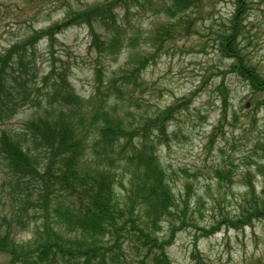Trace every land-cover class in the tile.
Segmentation results:
<instances>
[{
  "label": "rangeland",
  "instance_id": "obj_1",
  "mask_svg": "<svg viewBox=\"0 0 264 264\" xmlns=\"http://www.w3.org/2000/svg\"><path fill=\"white\" fill-rule=\"evenodd\" d=\"M154 2L165 7L170 4V0ZM96 4L110 6L117 17L122 40L119 53L112 54L110 46L104 50L92 44L86 25L74 21L65 27L57 25L66 20L68 13ZM243 6L244 13L238 22L243 30L239 27L241 33L234 45L239 53L246 55L248 64L264 75V0H243ZM157 10L146 0H138L129 8L121 7L117 0H0V57L11 59L9 49L13 44L26 53L23 62L28 69L26 73L22 71L26 74L24 89L31 92L33 102L20 108L11 121L0 124V134L2 130L20 135L34 132L27 123L45 114L46 107H39L38 102L45 104L50 84L59 80V76L70 82L81 98L90 100L91 107L97 104L93 96L99 81L106 86L116 78L118 85H126V89L122 98L109 100V108L116 109L132 124L142 116L155 118V123H148L154 127L146 126L148 132L162 125L158 120L161 110L176 105L167 132L152 133L155 137L161 134L159 160L175 194V207L170 210L175 216L166 215L161 229L151 236L161 240L172 234V227L176 228L172 245L167 249L172 264H264V218L254 219L245 227L238 223L244 220L246 171H253L254 164H264V92L252 91L243 78L232 73L234 59H228L219 48L237 16L236 0H204L200 10L174 19ZM188 20L194 28L186 32L183 27ZM172 24L180 33L172 37L163 34L164 47H160L158 32ZM94 25L101 39L107 42V33ZM50 26L54 32L48 38L34 35L43 34ZM112 31L116 28H110V35ZM31 36L26 46L24 41ZM154 52L155 60L139 77L140 87H135L132 81L127 84L128 73L136 66L132 63ZM52 69L56 71L54 74ZM44 78L49 84L43 83ZM14 101H19L18 95ZM221 115L225 117L217 134L222 133L213 137L211 132L219 125ZM220 148L226 154L220 153ZM223 155L234 164L233 181L216 176L215 169L223 166ZM252 180L256 191L261 192L263 178L255 174ZM11 181L0 156V198L7 201L0 203V221L4 216L12 219L14 212L21 209L8 200L13 193ZM124 184L128 187L127 177ZM118 192L123 197L126 191L118 185ZM183 211H187L184 223L179 220L184 217ZM32 214L30 211V218ZM22 216L26 219L24 211ZM11 222L14 225L11 236L17 242L32 238L33 222L29 227ZM6 229L7 225L0 228ZM136 236L132 234L123 243L125 264H138L146 253L153 256L156 252L150 254L149 248L157 247L151 243L145 247L143 239L137 249ZM7 262L6 256H0V264Z\"/></svg>",
  "mask_w": 264,
  "mask_h": 264
},
{
  "label": "trees",
  "instance_id": "obj_2",
  "mask_svg": "<svg viewBox=\"0 0 264 264\" xmlns=\"http://www.w3.org/2000/svg\"><path fill=\"white\" fill-rule=\"evenodd\" d=\"M137 1L117 0L124 8L137 4ZM146 1L150 7L158 9L157 13H164L171 19L200 10L204 2L170 0L165 7L157 5L154 0ZM237 4V16L226 31L225 43L219 48L228 58L237 59V65L232 70L238 71L257 89L256 92L264 91V75L256 66L246 63L234 45L243 30L238 24L239 16L244 13L243 0H236ZM67 15L63 23L57 24L59 27L67 26L70 21L86 25L92 44L104 50L110 46L112 54L119 53L122 42L118 32L120 27L110 6L96 4ZM94 24L107 33V42L101 39ZM52 27L43 34L35 32L34 35L46 39L54 32ZM110 28H116L111 35ZM183 28L189 32L194 26L188 20ZM162 30L157 36L160 47H164L163 34L172 37L180 33L174 24ZM31 39L32 36L24 41L26 46ZM25 54L13 44L9 49L12 58L4 60L0 57V124L11 121L20 108L33 103L31 92L24 89V76L28 69L23 62ZM156 55L154 52L132 63L136 66L128 73L125 82L131 84L132 81L139 88V77ZM15 65L19 67L18 71ZM55 72L52 69V74ZM32 75L36 76L34 70ZM43 83L47 85L49 81L44 78ZM16 88H19L18 91ZM125 89L126 85L119 86L116 78L106 86L99 81L93 96L97 104L91 107L90 100L81 98L72 84L59 76V80L51 82L45 104L38 102L39 107H46L45 114L27 123V127L30 125L34 132L20 135L2 130L0 156L12 177L9 185L13 193L8 200L21 208L14 212L12 219L4 216L0 221V228L7 225L5 231L0 230V256L8 258L7 264H125L123 243L132 234H137V249H140L142 239L145 247L150 243L157 247L153 249L151 246L149 253L156 252L153 256L146 253L138 264H172L167 249L172 245L176 228L172 227V234L161 240L151 234L161 229L160 224L166 215L170 218L175 216L170 212L175 207V194L159 160L158 141L161 134L167 132L168 123L178 106L171 105L159 112L158 120L162 125L155 126L154 131L163 133L155 137L152 134L154 131L146 129V126L154 127L148 123H155V118L142 116L139 124H132L116 109L109 108V100L116 96L122 98ZM16 95L19 101H14ZM2 99L4 102H1ZM184 103L188 104L189 100ZM224 117L220 116L219 125L211 132L213 137L222 133L217 134V131H221ZM91 129L96 132H89ZM219 151L226 154L222 148ZM225 156L222 158L223 166L215 169V173L221 180L233 181L234 164ZM253 166V171H246L244 220L238 222L244 227L253 223L254 219L264 218V164ZM255 174L263 178V188L259 193L252 180ZM126 177L128 187L124 184ZM118 185L126 191L125 199L121 196L123 193L118 192ZM0 203L6 204L7 201L0 198ZM22 211L26 213V219ZM30 211H33L31 218ZM186 212L183 211L184 217L179 218L183 223ZM11 221L21 227H29L33 222L32 238L27 242H17L11 236L14 229Z\"/></svg>",
  "mask_w": 264,
  "mask_h": 264
}]
</instances>
